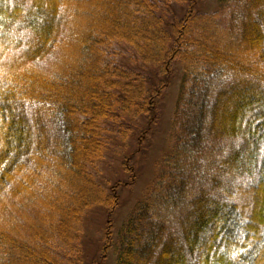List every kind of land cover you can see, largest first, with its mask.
<instances>
[{
  "label": "trees",
  "instance_id": "trees-1",
  "mask_svg": "<svg viewBox=\"0 0 264 264\" xmlns=\"http://www.w3.org/2000/svg\"><path fill=\"white\" fill-rule=\"evenodd\" d=\"M203 1L90 0L84 60L63 72L69 0H0V264H84L96 208L107 221L94 264L113 247L116 264H264V0H221L218 13L238 31L229 43L217 38ZM179 67L160 162L171 175L157 177L175 225L160 221L150 187L115 238L120 189L136 183L131 161L147 152ZM192 69L233 77L198 105ZM60 73L67 80L56 82ZM115 141L133 142L122 159L126 182L99 178ZM192 147L208 160L200 179L186 180L168 164ZM55 149L69 172L59 178L46 167Z\"/></svg>",
  "mask_w": 264,
  "mask_h": 264
},
{
  "label": "rangeland",
  "instance_id": "rangeland-1",
  "mask_svg": "<svg viewBox=\"0 0 264 264\" xmlns=\"http://www.w3.org/2000/svg\"><path fill=\"white\" fill-rule=\"evenodd\" d=\"M89 1L69 0L73 26L69 33L68 44L63 43L60 49L64 52L67 48H70L69 55L71 59L66 62L63 72L70 66H72L71 71H74L76 69L75 65L76 67L77 65L80 66L84 60L83 53L80 52L79 48L82 49V40L91 26L92 15L90 13L91 4ZM220 2L221 0H204L200 5L201 12L213 18L210 23L221 43L234 42L237 39L238 31L234 32L233 29H229L230 23L225 19L223 14L218 13ZM61 58L59 57L57 60ZM53 63L49 64L48 67H51ZM58 68L60 69L61 65ZM192 73L194 76L193 81L190 83V88L197 93L194 103L198 105L207 104V96L218 90L233 77V74L228 71L221 72L210 78L200 75L198 69H192ZM53 78L57 80L56 82H61L63 79L67 80V74L60 73L55 75V77L53 76ZM182 80L183 72L179 67L176 76L173 78L169 89L162 99L160 117L153 131L154 134L148 141L147 152L141 153L138 159L133 158L131 161V165L137 172V180L134 186H125L120 189V207L114 215L115 238L121 232L133 208L145 199L150 187V190L154 192L153 198L156 200L160 210V221L162 223H169V225L170 223L175 225L176 211L174 204L171 203V193L165 188V182L158 181L157 177L159 173H164L168 177L171 175V170L166 171L160 162L169 152L173 116L181 92ZM55 132L57 135V127H55ZM113 145L114 147L108 152L105 161H103L101 166L102 173L99 178L104 182L110 183L118 180L126 182L128 176L123 171L122 159L134 149L133 142L129 143L128 146L124 143H121L119 146L115 141ZM56 150L50 155H54L52 161L46 158V167L47 171H50L52 174V171H54V175L59 178L62 177V174L59 175L58 171L63 173L69 172L62 171L63 169L60 168L59 165H62L64 169L68 167L65 166V163L60 164L58 162L59 153ZM207 160V153L204 150L192 147L179 157L177 163H169L168 166L175 169L177 173L182 174L186 180L191 177L200 179L202 171H206ZM106 221V213L102 208H96L90 212L83 241L85 250L84 264H94L101 257ZM104 264H116L114 247L110 250Z\"/></svg>",
  "mask_w": 264,
  "mask_h": 264
}]
</instances>
